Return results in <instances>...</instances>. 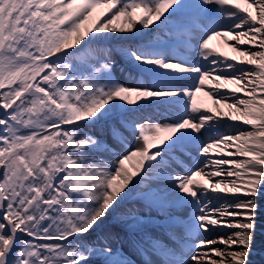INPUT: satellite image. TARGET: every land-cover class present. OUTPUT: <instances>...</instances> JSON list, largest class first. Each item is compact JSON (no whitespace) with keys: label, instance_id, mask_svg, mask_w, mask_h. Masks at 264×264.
I'll return each instance as SVG.
<instances>
[{"label":"snow or ice","instance_id":"1","mask_svg":"<svg viewBox=\"0 0 264 264\" xmlns=\"http://www.w3.org/2000/svg\"><path fill=\"white\" fill-rule=\"evenodd\" d=\"M262 195L264 0H0V264H251Z\"/></svg>","mask_w":264,"mask_h":264},{"label":"bare ground","instance_id":"2","mask_svg":"<svg viewBox=\"0 0 264 264\" xmlns=\"http://www.w3.org/2000/svg\"><path fill=\"white\" fill-rule=\"evenodd\" d=\"M222 50L225 51L223 48H222ZM225 52H227V51H225ZM113 57H116V58L119 59V54L114 52L113 53ZM204 103L207 104V105H211V102L207 99V97H206ZM245 127H247V126H245ZM221 131H227V129H221ZM232 134H234V133H232ZM208 135H212V133H206L204 135V137H202V139H206ZM192 157H193V160H195L197 158V156H192ZM134 196H136V194H133V196L128 201L125 202V204L122 207V212H126L129 208H134V209H136L138 211L140 206L137 203V201H135V202L133 201V199H134L133 197ZM260 200H261L260 201V205H262L263 210H264V199L261 197ZM217 203H218L217 201L213 200V204L214 205L217 204ZM260 209H262V208L259 207L257 212H259ZM263 215H264V213H263ZM261 221H262L261 217L260 218L256 217V224L261 223ZM107 226L109 227V231L107 233H105V234L111 233L108 243H111L112 246H113V244L116 243L117 240H119V239L125 240L126 239V236L124 234H121L120 232H117V228H116L117 226H115V225H113L111 223L107 224ZM144 227H145L146 231H148L150 233H154L155 234V233L159 232V228L157 226H149L147 224V222H146V224L144 223ZM231 231H235V229H231V230H229V229H215L211 233H209L206 237H202V238H207V239H213L214 238L215 239L216 237L221 236V235L227 236L229 234V232H231ZM95 235L96 234H94V236ZM90 239H92V238L90 237ZM254 241L257 243V245H259V249L254 250L252 252L254 254V257L252 259V264H264V235L263 234L258 235L254 239ZM100 243L103 244V243H105V241L101 238ZM126 245H127L128 248H131L129 246L128 241H126ZM213 247L223 248L224 245L216 244V245H213ZM132 252H133V250L130 249L129 253H132ZM125 254L127 256L129 255L128 252L125 253ZM95 264H100V259L99 258L96 259Z\"/></svg>","mask_w":264,"mask_h":264},{"label":"rangeland","instance_id":"3","mask_svg":"<svg viewBox=\"0 0 264 264\" xmlns=\"http://www.w3.org/2000/svg\"><path fill=\"white\" fill-rule=\"evenodd\" d=\"M226 50H228V51L231 53V51H230L229 49H226ZM232 54H233V53H231V55H232ZM209 106H211V105H209ZM193 154L196 155V152L193 153ZM185 159H186V158H185ZM152 183H153V186H155V183H156V182L153 181ZM261 197H262V196H260V197L257 198V204L259 205L260 208L263 209L262 205H260V201L262 200V199L260 200ZM263 199H264V198H263ZM141 206L143 207V205H141ZM263 213H264V210L257 212L256 217H257V218H260V217H261L262 221H261V223H259V226H257L256 229H255V232H254V239H255L258 235H260V234H263V235H264V218H263L264 215H263ZM106 229H108V228L106 227ZM106 229L103 228V229L100 230V232H101V233H107L108 231H107ZM118 231H119V232H124V233L127 235V232L121 230V228H120V229L118 228ZM213 239H214V238H213ZM254 239H253V243H252V252H253L254 250L259 249V245H257V243H255ZM115 244H116V246H119V247L123 246V243H120V242L115 243ZM113 247H115V246H113ZM253 257H254V254L252 253L251 256H250V258H249L250 261H251V264H252V259H253Z\"/></svg>","mask_w":264,"mask_h":264}]
</instances>
